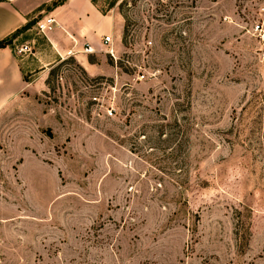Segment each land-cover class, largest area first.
Instances as JSON below:
<instances>
[{"label":"rangeland","instance_id":"rangeland-1","mask_svg":"<svg viewBox=\"0 0 264 264\" xmlns=\"http://www.w3.org/2000/svg\"><path fill=\"white\" fill-rule=\"evenodd\" d=\"M92 1L116 61L0 112V264H264V0Z\"/></svg>","mask_w":264,"mask_h":264},{"label":"crops","instance_id":"crops-1","mask_svg":"<svg viewBox=\"0 0 264 264\" xmlns=\"http://www.w3.org/2000/svg\"><path fill=\"white\" fill-rule=\"evenodd\" d=\"M57 1L0 0V42L11 41L0 48V112L44 92L47 75L67 56L85 71L103 72V67L98 70L88 59L103 52L104 37L110 38L113 50L119 53L124 21L118 13H105L92 0H63L53 6ZM45 13L55 24L50 32L42 34L37 32L34 20ZM39 35L43 42L35 38ZM84 45L95 53H84ZM21 46H28L30 54L16 53Z\"/></svg>","mask_w":264,"mask_h":264},{"label":"built area","instance_id":"built-area-1","mask_svg":"<svg viewBox=\"0 0 264 264\" xmlns=\"http://www.w3.org/2000/svg\"><path fill=\"white\" fill-rule=\"evenodd\" d=\"M55 24V21L52 17L48 15H43L40 19L37 20L35 24V28L37 32L45 34L52 30L53 26ZM103 45V52L111 58H113L114 61H116V52L113 50L111 41L109 37H104L102 40ZM28 50V47H23L18 50V53H26ZM83 52L86 54H93L95 53L94 49H92L89 45H84ZM110 114V113H109Z\"/></svg>","mask_w":264,"mask_h":264},{"label":"trees","instance_id":"trees-1","mask_svg":"<svg viewBox=\"0 0 264 264\" xmlns=\"http://www.w3.org/2000/svg\"><path fill=\"white\" fill-rule=\"evenodd\" d=\"M62 3H63V0H58L57 2H54V3H53V6H58V5H61ZM10 43H11L10 40L2 41V42H0V48H3V47H5V46L9 45ZM88 61H89V63H91V64L93 63L91 59H88Z\"/></svg>","mask_w":264,"mask_h":264}]
</instances>
